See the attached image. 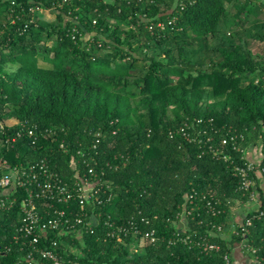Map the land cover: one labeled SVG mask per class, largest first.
<instances>
[{"label": "trees", "instance_id": "trees-1", "mask_svg": "<svg viewBox=\"0 0 264 264\" xmlns=\"http://www.w3.org/2000/svg\"><path fill=\"white\" fill-rule=\"evenodd\" d=\"M0 112L19 122L0 141L22 129L38 137L0 147L11 165L46 159L69 183L104 181L87 206L99 223L84 235L81 264H224L243 196L203 143L218 146L231 131L245 135L242 147L264 136V0H0ZM198 119L202 144L176 130ZM217 200L224 212L213 215L207 203ZM185 208L187 233L177 228ZM19 218L20 205L0 213L2 250ZM131 218L148 219L143 230L157 241L110 236L107 222ZM252 238L261 245L264 220ZM18 255L0 251V264H20Z\"/></svg>", "mask_w": 264, "mask_h": 264}, {"label": "built area", "instance_id": "built-area-1", "mask_svg": "<svg viewBox=\"0 0 264 264\" xmlns=\"http://www.w3.org/2000/svg\"><path fill=\"white\" fill-rule=\"evenodd\" d=\"M41 11L46 12L44 9ZM93 23L96 24L95 21ZM158 27L165 28L162 23ZM1 114L0 112V133L4 134L8 128L19 124L14 119H4ZM202 124L204 121L198 119L191 126L185 125L176 130L190 143L200 141L202 144L201 135L207 133L197 129ZM25 137L32 140V145L36 144V131L22 129L2 139L0 147L10 152L18 144H24ZM96 137L94 150L100 142L101 133H97ZM245 140L242 132L231 131L218 146L213 147L212 137H207L203 143L210 153L228 165L243 196L242 207L232 211L230 217L231 234L238 237L239 241L224 255V264H235L234 252L248 256L254 264H264V238L261 239V245H256L252 238L256 223L264 220L261 197L264 194V136L257 144L242 147ZM61 149H65L64 144H61ZM90 174L95 175L94 169H90ZM104 184L102 179L87 178L75 179L73 183H69L50 167L46 159L29 165H11L7 158L0 156V213L11 212L20 205V218L14 225L10 242L4 250L0 248V251L10 252L15 247L20 264H81L84 257V235L92 234L99 223L98 216L94 211L88 212L87 206L95 201L99 202ZM187 199L193 204V195H189ZM207 207L213 215L224 212L220 208V200L215 203L209 201ZM190 215L191 211L185 208L177 224L179 232L189 231L187 219ZM150 224L146 218H131L115 225L106 223L111 227V237L121 242L139 241L140 247L157 241L153 229L146 232L143 230V225ZM217 232L223 234L224 228L218 226ZM179 240L184 244L200 247L206 253L220 250L219 245L203 238L194 241L186 236ZM79 243L82 246L79 247Z\"/></svg>", "mask_w": 264, "mask_h": 264}, {"label": "crops", "instance_id": "crops-1", "mask_svg": "<svg viewBox=\"0 0 264 264\" xmlns=\"http://www.w3.org/2000/svg\"><path fill=\"white\" fill-rule=\"evenodd\" d=\"M49 15L50 17H48L49 19L47 20H51L52 19L51 17H53L54 19V16L51 14V12ZM181 227L183 226L181 225ZM234 258L236 259L235 264H254L251 260H249L248 256H245L241 254L240 252H234Z\"/></svg>", "mask_w": 264, "mask_h": 264}, {"label": "rangeland", "instance_id": "rangeland-1", "mask_svg": "<svg viewBox=\"0 0 264 264\" xmlns=\"http://www.w3.org/2000/svg\"><path fill=\"white\" fill-rule=\"evenodd\" d=\"M43 14H44V18L47 20V19H49L48 17H50V12H43ZM52 19H53V17H51Z\"/></svg>", "mask_w": 264, "mask_h": 264}]
</instances>
